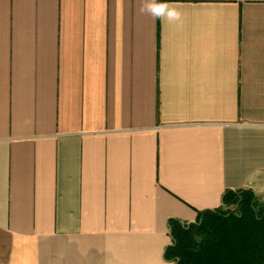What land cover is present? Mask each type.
Returning a JSON list of instances; mask_svg holds the SVG:
<instances>
[{
  "label": "crops",
  "instance_id": "crops-1",
  "mask_svg": "<svg viewBox=\"0 0 264 264\" xmlns=\"http://www.w3.org/2000/svg\"><path fill=\"white\" fill-rule=\"evenodd\" d=\"M0 0V264H175L170 219L264 202V0Z\"/></svg>",
  "mask_w": 264,
  "mask_h": 264
},
{
  "label": "trees",
  "instance_id": "trees-1",
  "mask_svg": "<svg viewBox=\"0 0 264 264\" xmlns=\"http://www.w3.org/2000/svg\"><path fill=\"white\" fill-rule=\"evenodd\" d=\"M236 205V212H224ZM176 264H264V204L252 191H226L222 206L199 212L195 223L169 222Z\"/></svg>",
  "mask_w": 264,
  "mask_h": 264
},
{
  "label": "clouds",
  "instance_id": "clouds-1",
  "mask_svg": "<svg viewBox=\"0 0 264 264\" xmlns=\"http://www.w3.org/2000/svg\"><path fill=\"white\" fill-rule=\"evenodd\" d=\"M140 12H147L154 19L161 21L165 19L169 22L179 21L181 18V12L169 3L168 0H149L147 4H141ZM261 127H264V125Z\"/></svg>",
  "mask_w": 264,
  "mask_h": 264
},
{
  "label": "rangeland",
  "instance_id": "rangeland-1",
  "mask_svg": "<svg viewBox=\"0 0 264 264\" xmlns=\"http://www.w3.org/2000/svg\"><path fill=\"white\" fill-rule=\"evenodd\" d=\"M257 198H259V200L261 201V203H263L264 204V202L261 200V198L259 197V196H257ZM223 211L224 212H228V211H230V214L231 213H235L237 210H236V205H232L230 208H228V209H225V208H223ZM173 243V242H172ZM172 245V244H171ZM174 263V262H173ZM176 264V263H175Z\"/></svg>",
  "mask_w": 264,
  "mask_h": 264
}]
</instances>
